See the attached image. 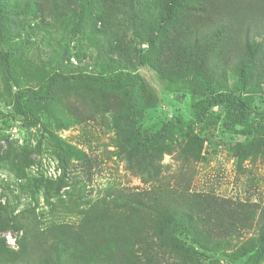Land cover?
Instances as JSON below:
<instances>
[{
    "label": "trees",
    "instance_id": "obj_1",
    "mask_svg": "<svg viewBox=\"0 0 264 264\" xmlns=\"http://www.w3.org/2000/svg\"><path fill=\"white\" fill-rule=\"evenodd\" d=\"M20 17L47 29L71 24L75 35L89 23L101 24L100 46H108L103 73L53 70L26 86L16 77L10 50L0 51L8 91L16 87L13 107L23 123L35 127L46 116L57 128L68 129L77 118L101 120L115 130V145L131 147L148 161L172 153L175 137L185 143L178 153L184 165L190 168L191 162L200 161L204 140L195 127L214 108L225 109L236 125L246 123L247 105L223 80L225 69L244 89H259L264 81V0H0V46L10 24ZM120 27L122 34L116 32ZM139 67L164 84L188 90L195 102L194 120L178 118L157 132H145V114L158 99L136 74ZM77 84L85 93L78 94L73 87ZM64 109L76 120L65 116ZM47 134L61 164L60 189L72 161L87 168L92 161L52 131ZM152 165L138 167L147 175L145 184L160 182L149 189H108L94 204L73 203L69 208L51 204L53 212L61 206L66 213L77 212L78 224L53 221L39 229L25 221L24 213L1 217L0 235L22 232V238L17 252L0 239V264H203L207 253L234 264H264L260 205L193 192L188 173L170 185L159 172L148 170ZM258 217V236L245 239Z\"/></svg>",
    "mask_w": 264,
    "mask_h": 264
},
{
    "label": "rangeland",
    "instance_id": "obj_2",
    "mask_svg": "<svg viewBox=\"0 0 264 264\" xmlns=\"http://www.w3.org/2000/svg\"><path fill=\"white\" fill-rule=\"evenodd\" d=\"M97 30L103 32L101 24L89 23L75 35L76 29L71 24L47 29L31 18L20 17L10 24L0 51L12 53L15 74L22 86L36 85L39 75L53 70L65 74L84 70L85 74L97 75L104 72L108 51V46H100L102 41ZM122 30L120 27L116 32L122 34ZM146 47L138 46L137 49ZM2 68L0 61V218L24 213L25 221L39 229H45L53 221L78 224L81 216L77 212L66 213L62 206L53 212L51 204L69 208L73 203L94 204L108 189L127 192L149 189L160 183L143 182L147 175L138 167L149 162L153 165L147 167L148 170L159 172L162 181L170 185L175 184L177 176L188 173L193 192L249 201L264 209V81L259 89H244L233 73L225 69L223 80L236 94H241L247 105L246 123L236 125L229 120L225 109L214 108L204 124L195 127L204 140V149L201 160L191 162L188 168L178 159L185 143L177 137L172 153L148 161L143 153H134L131 147L125 150L115 145V130L107 129L101 120L77 118L68 129H61L43 116L37 126L25 125L13 107L16 87L8 91ZM136 74L146 81L158 99L156 107L145 114L142 122L145 132H157L164 123L178 118L194 120L195 102L188 90L180 85L164 84L147 68L139 67ZM73 87L78 94L85 93L82 84ZM62 111L76 120L67 109ZM48 130L86 152L92 161L89 168L85 163L72 161L66 185L60 189L56 183L62 176L61 164L48 140ZM244 148L246 155L241 157ZM15 159L21 162L15 165ZM79 196L82 199L79 200ZM254 224V228L245 233V239L258 236L259 217ZM3 238L11 251L19 250L22 232L1 234L0 239ZM202 262L234 264L217 253L205 254Z\"/></svg>",
    "mask_w": 264,
    "mask_h": 264
}]
</instances>
